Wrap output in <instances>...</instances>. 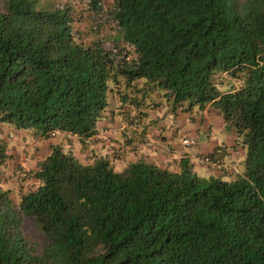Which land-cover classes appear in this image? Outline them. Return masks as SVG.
I'll return each instance as SVG.
<instances>
[{"label":"trees","instance_id":"16d2710c","mask_svg":"<svg viewBox=\"0 0 264 264\" xmlns=\"http://www.w3.org/2000/svg\"><path fill=\"white\" fill-rule=\"evenodd\" d=\"M140 79L173 110L219 114L237 150L217 143L213 170L235 154L231 179L67 150L97 139L110 95L138 106ZM3 125L48 143L15 202L0 190V264H264V0H0Z\"/></svg>","mask_w":264,"mask_h":264},{"label":"crops","instance_id":"0c3cea01","mask_svg":"<svg viewBox=\"0 0 264 264\" xmlns=\"http://www.w3.org/2000/svg\"><path fill=\"white\" fill-rule=\"evenodd\" d=\"M141 80L136 81V87L138 91L136 92L133 87L131 88V92L134 94V96L137 98L140 96L141 91L145 92L146 90V84L143 82H140ZM109 103H111L107 108L106 111H104L103 116L98 123V133L96 135L97 139L88 140L87 143L81 145L78 147V149H83V155L85 157L84 162L88 159V156L90 154H94L95 156L100 157H106L109 160V163L112 165V167L115 170H119L122 167L125 166V161L127 163L132 162L136 157L139 155H146L147 153L153 160L157 161V164L161 166H170L172 169L170 170H177V160L180 156L188 158L189 162L193 166V170L199 174H205L208 177L216 176L220 174L222 179L229 180L232 178L233 173L237 167V161L235 159V154L230 155L227 164H225L224 168L220 173L215 172L212 168L208 166H202L199 165L196 161L197 156L208 153L212 150V148L219 142H224L227 144L228 148H231L232 150H237V146L234 145V137H232L230 134L225 133L226 137H222L221 139L217 140L214 139L212 136V131L209 126L205 125V131L204 135L206 136V141H200L197 129L192 128L189 129L184 135L178 134V128H176L175 132L181 136L179 139V145L180 148L177 151V156H173V150L171 148V145L169 144L166 149L161 147V144L165 142L167 139H169L171 136L167 135V133L162 130L161 127L158 128L157 131H153L149 128L150 122H144L142 128L139 129V126L142 123V115L144 111L150 107H154V105H151L153 102L148 96H143L142 101L138 106L129 105V104H120L117 107L114 106V95L109 96ZM148 102V103H147ZM209 111V108L206 107L202 109L200 112L205 114ZM135 113L139 117V123L136 124L133 128L125 127V124L123 123V119H126V116L128 114ZM176 113V119L179 122H194V118L190 115H186L185 111H178L175 110ZM199 121L201 122V125H204L206 122L202 120L200 117ZM221 126V124H219ZM126 131H124L125 128ZM222 127V126H221ZM119 130L121 133L123 132L124 137H126V142L124 145L125 149L131 150L130 153L125 154L123 157H115L114 154H112V148L110 145H118L110 140L111 138H115L120 140L119 137H117L114 133L115 130ZM170 129V128H169ZM209 129L211 132V135H209ZM107 131L110 132V134L106 133ZM172 135L175 133L170 131ZM191 137L195 139V144L193 146L185 147L181 144V138L182 137ZM196 136V137H195ZM212 139V140H210ZM85 146V148H84ZM156 146H159L162 149L157 148ZM83 147V148H81ZM77 149V151H78ZM160 151V152H159ZM170 151V155H168V152ZM75 154V152H74ZM83 157V156H81Z\"/></svg>","mask_w":264,"mask_h":264},{"label":"rangeland","instance_id":"374dc122","mask_svg":"<svg viewBox=\"0 0 264 264\" xmlns=\"http://www.w3.org/2000/svg\"><path fill=\"white\" fill-rule=\"evenodd\" d=\"M43 2L51 1L53 4L57 2V0H41ZM80 6V4H79ZM81 7H79L80 9ZM84 10L82 9L81 16H77L75 20L76 23L79 22V19L84 18ZM82 20L79 22L80 27L78 29L85 30L84 26L86 24V20L84 21V24H81ZM102 37L105 38H112L117 37V34L111 33V34H102ZM140 82H143V79H140ZM145 92L147 93L145 96H148L152 100V104L154 107H150L146 109L142 115V123L139 126V129L142 128L144 122H150L149 128L153 131H157L159 127L164 130L167 135L171 136L169 139H167L165 142L161 144L162 148H165L170 144L171 148L173 150L172 155L177 156V151L180 148L179 145V139L181 136L184 135L189 129L196 128L197 134L200 141H206V136L204 135L205 131V125L209 126L212 131V136L214 139H221L222 137H226V135L222 132V127L219 125L221 124V118L219 114L214 111L212 108L205 114L201 113L198 108L195 106L191 107L190 110H187L185 113L186 115H190L194 118V122H179L176 119V113L175 110L172 109V106H174L169 100H166L162 96V90L158 89L156 86L153 87L150 83L146 85ZM148 103V102H147ZM111 103H109L108 100V106ZM114 106L122 105V102H119L117 100V96L114 95ZM127 104V103H125ZM107 106V107H108ZM176 110L180 111L177 109ZM200 117L204 122H206L204 125H201V122L199 121ZM99 122V121H98ZM97 122V123H98ZM170 128V129H169ZM176 128H178V134L175 132ZM95 129L97 130L98 127L95 126ZM170 131L174 132L175 134L172 135ZM116 133H114L117 137L121 138L122 133L117 129L115 130ZM106 133L110 134L109 131ZM10 134V136L8 135ZM196 137V136H195ZM0 138H4L6 140L7 150L10 153L11 157L10 159L5 163V165L0 167V190H7L9 194V198L12 202H15L17 200L18 195L25 189L27 180H19L17 177V174L23 173L26 174L28 170H32L34 168V163L42 158L45 153L47 152V143L48 142H36L33 141V139L30 136V133L26 130H14L10 126H1L0 127ZM55 141H63V137L61 135H56L54 138ZM212 140V139H210ZM75 141V140H74ZM79 143L75 141V144L72 145V149H69L67 147V150L74 155L82 156V152L77 151L79 147ZM159 149V146H156ZM83 148V147H81ZM85 148V146H84ZM240 150H243V148L240 146ZM160 152V151H159ZM168 155H170V151L168 152ZM242 157V155H241ZM98 158V156H95L94 154H90L88 156V159L85 161V163H90L93 159ZM145 159L147 161H151L154 163H157V161L153 160L147 153L146 155H139L132 161ZM80 161V160H79ZM228 161L224 162V165L227 164ZM18 164V171H15L14 168ZM21 166H20V165ZM127 162L125 161V165ZM167 169H172L170 166H164ZM241 168V167H240ZM13 169V170H12ZM239 170V169H237ZM195 172V171H194ZM198 176L202 178H208L207 175L202 174ZM27 228L25 229V233L28 237H32L31 234L36 235L35 230L31 224H27Z\"/></svg>","mask_w":264,"mask_h":264},{"label":"built area","instance_id":"2783aa9c","mask_svg":"<svg viewBox=\"0 0 264 264\" xmlns=\"http://www.w3.org/2000/svg\"><path fill=\"white\" fill-rule=\"evenodd\" d=\"M182 144L184 146H190L192 144H194V140L192 138H183L182 139ZM224 144H219L218 147H215L212 151H211V156L209 157L208 155H205L203 157H199L198 158V163L201 165L207 164V165H211L212 167H219V158L222 155V150L224 149Z\"/></svg>","mask_w":264,"mask_h":264},{"label":"clouds","instance_id":"9594fccd","mask_svg":"<svg viewBox=\"0 0 264 264\" xmlns=\"http://www.w3.org/2000/svg\"><path fill=\"white\" fill-rule=\"evenodd\" d=\"M138 121V115L137 114H135V113H131V114H128L127 116H126V119L124 120L123 119V123L125 124V126H132V127H134L136 124H138L139 122H137ZM209 135H211V132L209 133ZM183 138H191V137H183ZM182 138V139H183ZM182 139H181V141H182ZM193 140H194V144H195V139L194 138H192ZM180 141V142H181ZM181 144H182V142H181ZM194 144H192V145H190V146H193ZM183 145V144H182ZM184 146V145H183ZM185 147H189V146H185ZM215 148V146L212 148V150ZM211 150V151H212ZM210 151V152H211ZM209 153V152H208ZM208 153H205V154H208ZM205 154H202V155H205ZM200 156H198L197 157V159L199 158ZM199 165H201V164H199ZM202 166H208V167H210V168H212L213 169V167L211 166V165H207V164H204V165H202Z\"/></svg>","mask_w":264,"mask_h":264}]
</instances>
